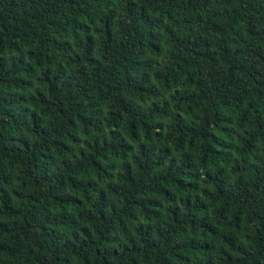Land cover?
I'll return each instance as SVG.
<instances>
[{
    "label": "trees",
    "instance_id": "1",
    "mask_svg": "<svg viewBox=\"0 0 264 264\" xmlns=\"http://www.w3.org/2000/svg\"><path fill=\"white\" fill-rule=\"evenodd\" d=\"M0 264H264V0H0Z\"/></svg>",
    "mask_w": 264,
    "mask_h": 264
}]
</instances>
